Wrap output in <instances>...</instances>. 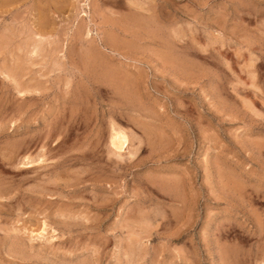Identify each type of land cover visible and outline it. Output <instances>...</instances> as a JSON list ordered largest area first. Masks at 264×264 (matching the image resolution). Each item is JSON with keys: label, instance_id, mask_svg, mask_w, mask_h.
<instances>
[{"label": "rangeland", "instance_id": "rangeland-1", "mask_svg": "<svg viewBox=\"0 0 264 264\" xmlns=\"http://www.w3.org/2000/svg\"><path fill=\"white\" fill-rule=\"evenodd\" d=\"M0 4V264H264V0Z\"/></svg>", "mask_w": 264, "mask_h": 264}, {"label": "bare ground", "instance_id": "bare-ground-1", "mask_svg": "<svg viewBox=\"0 0 264 264\" xmlns=\"http://www.w3.org/2000/svg\"><path fill=\"white\" fill-rule=\"evenodd\" d=\"M2 1V0H1ZM0 1V2H1ZM4 1V0H3ZM87 2V1H86ZM39 3V2H38ZM260 4V3H259ZM2 4H0L1 6ZM82 6L84 7L85 4H82ZM1 10V9H0ZM4 11V10H3ZM49 12V11H48ZM82 16H87L86 11L84 10ZM47 27V26H46ZM52 28V27H51ZM262 35V34H261ZM39 38V37H38ZM42 40L46 39V38H41ZM40 39V40H41ZM99 46V45H98ZM102 49V48H101ZM89 56V55H88ZM98 60V59H97ZM68 93V92H67ZM160 120V119H159ZM129 138V137H128ZM128 138L125 135V133L123 131H116L112 134L111 136V145L112 147L118 151L119 153L124 152L126 148H128L129 142H128ZM264 143V142H263ZM27 161V160H26ZM33 163V161L31 162ZM252 202V201H251ZM264 224V223H263ZM45 233V232H44ZM44 238V237H43ZM261 258V257H260Z\"/></svg>", "mask_w": 264, "mask_h": 264}]
</instances>
